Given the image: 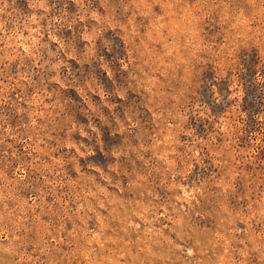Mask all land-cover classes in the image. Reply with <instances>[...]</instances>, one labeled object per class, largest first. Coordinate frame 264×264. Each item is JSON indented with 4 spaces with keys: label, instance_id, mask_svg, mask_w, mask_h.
I'll use <instances>...</instances> for the list:
<instances>
[{
    "label": "rangeland",
    "instance_id": "374dc122",
    "mask_svg": "<svg viewBox=\"0 0 264 264\" xmlns=\"http://www.w3.org/2000/svg\"><path fill=\"white\" fill-rule=\"evenodd\" d=\"M0 264H264V0H0Z\"/></svg>",
    "mask_w": 264,
    "mask_h": 264
}]
</instances>
